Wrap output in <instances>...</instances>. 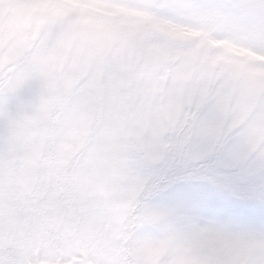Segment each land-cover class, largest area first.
I'll list each match as a JSON object with an SVG mask.
<instances>
[{"label":"snow or ice","instance_id":"snow-or-ice-1","mask_svg":"<svg viewBox=\"0 0 264 264\" xmlns=\"http://www.w3.org/2000/svg\"><path fill=\"white\" fill-rule=\"evenodd\" d=\"M0 264H264V0H0Z\"/></svg>","mask_w":264,"mask_h":264}]
</instances>
